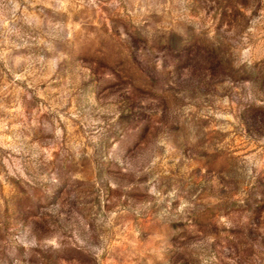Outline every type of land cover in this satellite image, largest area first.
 I'll return each mask as SVG.
<instances>
[{
    "label": "rangeland",
    "instance_id": "obj_1",
    "mask_svg": "<svg viewBox=\"0 0 264 264\" xmlns=\"http://www.w3.org/2000/svg\"><path fill=\"white\" fill-rule=\"evenodd\" d=\"M0 264H264V0H0Z\"/></svg>",
    "mask_w": 264,
    "mask_h": 264
}]
</instances>
